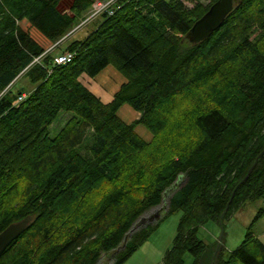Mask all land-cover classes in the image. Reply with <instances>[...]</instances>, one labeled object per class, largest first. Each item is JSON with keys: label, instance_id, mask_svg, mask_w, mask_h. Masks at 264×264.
I'll list each match as a JSON object with an SVG mask.
<instances>
[{"label": "trees", "instance_id": "obj_1", "mask_svg": "<svg viewBox=\"0 0 264 264\" xmlns=\"http://www.w3.org/2000/svg\"><path fill=\"white\" fill-rule=\"evenodd\" d=\"M99 1L0 0V233L33 217L0 264H124L176 211L160 264H211L218 240L200 227L264 199V0H235L198 43L188 33L217 0H115L81 31ZM24 20L51 44L65 37L73 60L56 63L62 41L46 52ZM108 66L126 82L106 102L82 77ZM126 104L140 117L122 119ZM180 177L166 215L137 224ZM254 222L229 253L224 230L213 264H264Z\"/></svg>", "mask_w": 264, "mask_h": 264}, {"label": "rangeland", "instance_id": "obj_2", "mask_svg": "<svg viewBox=\"0 0 264 264\" xmlns=\"http://www.w3.org/2000/svg\"><path fill=\"white\" fill-rule=\"evenodd\" d=\"M195 1H200L203 4H208L209 0H195ZM102 2V1H101ZM99 2L96 3L98 5ZM94 6L91 8V11L93 9H96L97 6ZM187 5L192 7L194 4L192 2H187ZM89 13V12H88ZM103 13V12H102ZM101 13V14H102ZM89 15V14H88ZM87 15V17H88ZM96 18V17H95ZM91 19L87 21L84 26L80 29L81 31H86V30H91L93 29L96 24L100 21V19ZM86 21V19H85ZM22 26L26 29H30L32 34L41 42V44L47 49L53 47V49L57 46V44L60 43V45L56 48L58 51H62L61 53H64L62 49H65L67 46V41H64V38L56 44H51L47 39H45L39 32H37L35 29H33L29 23L24 20L22 23ZM75 31V29L73 30ZM84 32H80L75 35L72 38H77V37H82ZM52 49V50H53ZM70 52V51H65V53ZM60 52L58 54H61ZM56 54V55H58ZM104 72H102L99 76V80L105 79L108 81L107 77L105 76L106 73L110 71H116L119 73V75H122L116 68L113 66H108ZM114 69V70H112ZM123 76V75H122ZM96 78V77H95ZM82 80L85 82L87 86H89L91 89L94 90H101L103 84L101 82H96L94 78L89 77L87 75H83ZM20 85H28L27 79L21 77L20 80ZM109 82V81H108ZM116 84H119L116 83ZM114 85L115 87L117 85ZM25 93V92H24ZM107 93V92H106ZM23 94V93H22ZM107 95L111 96V93H107ZM106 97V96H105ZM127 105V104H126ZM129 106V105H127ZM125 107V106H124ZM122 108L119 112L120 115L123 119H127L124 115L125 109ZM131 107V106H129ZM68 116L64 115L61 118L57 119L52 125H51V135L54 136L57 134L59 128L61 125L64 124L66 118ZM143 127V126H142ZM138 128L137 131L140 133L141 136L148 137V129L147 128ZM148 131H147V130ZM151 133V132H150ZM183 177H180V179L168 190L166 193V196L164 198L163 204L152 208L151 210L147 211L140 221L137 223H142L145 222L146 220H154V217H162L163 215H166V206L168 202V198L174 190L180 185L182 182ZM183 215L182 211H176L174 213H171L164 217L160 221L159 227L152 233L148 241H146L124 264H160L163 261L164 256L166 255L167 251L172 247L173 241L177 232V228L180 222V219ZM256 217H258L256 219ZM256 219V220H255ZM255 220V222H254ZM254 222L253 226V231L260 237L262 241H264V199H258V200H247L240 208L235 210L229 218L225 220V246L227 249V253L234 251L236 248L240 246V244L243 242L246 232L248 228L251 226V224ZM137 226V225H136ZM221 234V226L216 224L213 221L208 222L206 225L200 227L199 230V237L203 240H205L208 243L215 242L216 240L219 241ZM192 257L190 254L187 255L186 258V264H191ZM111 264L112 259H107L105 257L100 264Z\"/></svg>", "mask_w": 264, "mask_h": 264}, {"label": "water", "instance_id": "obj_3", "mask_svg": "<svg viewBox=\"0 0 264 264\" xmlns=\"http://www.w3.org/2000/svg\"><path fill=\"white\" fill-rule=\"evenodd\" d=\"M234 6L235 0H217L214 2L207 12L192 26L188 33L190 41L198 43L210 37L223 25L227 16L234 9ZM263 153L264 151L259 155L257 161L262 157ZM32 220L33 217L29 215L20 221L11 223L0 233V258L14 241L30 228ZM220 226L221 234L211 264L214 262L215 254L224 235V226L222 222L220 223Z\"/></svg>", "mask_w": 264, "mask_h": 264}, {"label": "crops", "instance_id": "obj_4", "mask_svg": "<svg viewBox=\"0 0 264 264\" xmlns=\"http://www.w3.org/2000/svg\"><path fill=\"white\" fill-rule=\"evenodd\" d=\"M61 53L62 51H58V50H55V53L56 54H58V53ZM107 68H109V67H107ZM106 68V69H107ZM106 69H104V70H106ZM104 70L102 71V72H104ZM108 70V69H107ZM112 70H114V69H112ZM101 72V73H102ZM100 73V74H101ZM99 74V75H100ZM99 75H97V76H99ZM96 76V78H94V80H96V82L98 81V82H101L102 84H103V86H102V89L101 90H94V89H91L89 86V88L93 91V92H95L98 96H100L104 101H106V102H109V101H111L112 99H113V96H114V93L117 91V90H119V88L121 87V85L124 83V82H126V78L124 77V76H122V75H119V73H117L116 71H110V72H108V73H106L105 74V76L107 77V79H109L108 81H106L105 79H103L102 81L101 80H99V78ZM119 82V84H116V83H118ZM117 85L116 87L114 86V85ZM111 93V96L109 95H107V93ZM106 96V97H105ZM125 106V107H124ZM126 108L124 111H125V113H124V115H125V117L127 118V119H124L126 122H132V121H134L135 119H137V118H139L140 117V113L139 112H137L135 109H133L132 107H129V106H127V105H123L121 108H120V110L122 109V108ZM119 110V111H120ZM119 115H120V112H119ZM121 116V115H120ZM122 118V117H121ZM123 119V118H122ZM140 127H142L141 125H139L138 127H137V129L138 128H140ZM142 128H144V127H142ZM147 130V129H146ZM148 131V130H147ZM149 132V131H148ZM140 134V133H139ZM148 137H143V138H145L146 140H150L151 138H152V134L149 132L148 133Z\"/></svg>", "mask_w": 264, "mask_h": 264}, {"label": "built area", "instance_id": "obj_5", "mask_svg": "<svg viewBox=\"0 0 264 264\" xmlns=\"http://www.w3.org/2000/svg\"><path fill=\"white\" fill-rule=\"evenodd\" d=\"M115 0H106V1H99L98 5H96V9H93L92 11H90L89 16L87 17L86 21L83 24H85L87 21L99 16L102 12H109L110 14H112L114 12V9L112 8V4H114ZM81 25V26H82ZM53 49V47H52ZM51 48L47 49L46 52L52 50ZM74 54L73 52H67V53H61L55 56V61L56 63L59 64H63V63H68L71 62L74 58ZM26 97V93L21 94L17 101H21Z\"/></svg>", "mask_w": 264, "mask_h": 264}, {"label": "bare ground", "instance_id": "obj_6", "mask_svg": "<svg viewBox=\"0 0 264 264\" xmlns=\"http://www.w3.org/2000/svg\"><path fill=\"white\" fill-rule=\"evenodd\" d=\"M59 64V63H58Z\"/></svg>", "mask_w": 264, "mask_h": 264}]
</instances>
